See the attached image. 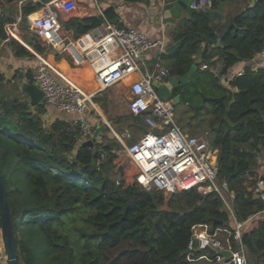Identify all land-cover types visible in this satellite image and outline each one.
<instances>
[{"label":"trees","instance_id":"obj_1","mask_svg":"<svg viewBox=\"0 0 264 264\" xmlns=\"http://www.w3.org/2000/svg\"><path fill=\"white\" fill-rule=\"evenodd\" d=\"M38 1L23 9L24 17L49 0ZM122 1L137 4L147 0ZM218 4L219 0H212L207 14ZM103 15L121 27L112 7ZM102 21L99 15L73 17L65 29L78 37ZM10 22L0 16L1 41L6 40L4 26ZM174 23L170 32L174 48L170 45L158 60L170 77L182 78L196 66L179 96L180 102L197 107V113L202 97L221 99V104L205 102L201 107L210 105L205 110L210 115L205 138L218 151V180L224 182V173L230 176L226 188L227 195L233 194L230 209L216 193L202 196L191 189L166 199L160 192H145L135 181L137 169L130 161L125 163V156L113 153L121 146L106 126L99 124L100 140L92 148H78L77 130L73 132L70 124L61 120L45 128L41 116L47 112L46 106L29 107L24 93L17 97L6 92L0 73V175L19 264H105V254L128 245L139 256L134 264H195L185 256L192 227L206 225L210 234L221 230L224 236L227 231L232 242L234 222L242 224L240 240L249 264H264V202L253 197L260 180L254 153L261 156L264 152V68L256 72L245 68L226 85L220 81L236 63L248 62L264 49V0H256L252 7L233 15L220 39L214 21L190 8ZM23 42L39 54L47 48L34 33ZM9 46L16 57L31 56L14 40H9ZM210 48L219 53L218 75L211 69ZM202 65L208 69L201 70ZM26 80L32 84L31 74ZM92 101L105 109L100 94ZM129 118L142 133L146 131L141 118ZM120 165L121 176L117 171ZM78 218L89 226L88 232L75 225ZM72 231L84 239L83 244L72 237ZM207 254L210 258L215 255L210 250Z\"/></svg>","mask_w":264,"mask_h":264},{"label":"built area","instance_id":"obj_2","mask_svg":"<svg viewBox=\"0 0 264 264\" xmlns=\"http://www.w3.org/2000/svg\"><path fill=\"white\" fill-rule=\"evenodd\" d=\"M102 23L93 30L78 37H69L63 32L58 12L72 14L76 9L74 0H49L41 9L25 20L33 33L58 55H66L72 67L87 68L92 73L95 89L88 92L69 79L58 69L50 65L36 53L39 66L32 74L34 84L43 94L49 107L75 118L68 121L72 131L77 130V147L93 137L94 130L89 118L94 113L93 96L111 89L120 82L135 76L128 95L124 99L126 109L135 118H141L146 131L132 144L126 146L124 140L131 138L129 132L117 133L109 129L119 142L122 150H114L118 157L125 156L137 169L135 181L145 192L157 191L168 199L171 195L194 189L200 195L216 193L230 209L229 199L233 194H226L225 182H218V151L205 137L186 136L173 120L174 106L172 99L158 96L153 83L161 85L169 77V72L159 63L163 54L165 34L161 25V37L151 40L145 34L131 28L117 27L104 18L98 0H92ZM212 0H191L189 8L193 11H205ZM31 16V17H30ZM18 23L4 26L6 40L21 44L18 37ZM153 51H157L151 59ZM264 56V49L258 54ZM206 65L201 70H207ZM241 76V74H238ZM93 118V117H92ZM99 164V162H97ZM264 202V191L260 186L254 189ZM232 245L230 233L222 242L217 234H210L206 225L192 227V236L186 248V260L189 263L204 261L207 264H249L247 253L241 244L240 229L242 224L234 222ZM214 252L210 258L208 251ZM215 250L228 251L231 258L224 262ZM200 252L198 257L195 254ZM0 264H6L5 252L0 249Z\"/></svg>","mask_w":264,"mask_h":264},{"label":"crops","instance_id":"obj_3","mask_svg":"<svg viewBox=\"0 0 264 264\" xmlns=\"http://www.w3.org/2000/svg\"><path fill=\"white\" fill-rule=\"evenodd\" d=\"M74 1L76 2V9L72 14L65 15L61 12H58L57 14L58 21L63 32L66 33L69 37H74L72 32H68L65 29V24L70 18L98 16V11L96 10L92 0ZM255 1L256 0H234L232 4H224L223 13L214 21L215 34L218 39H220L221 35L226 30L231 17L243 11L247 7H252ZM38 3V0H0V7L8 9V15L4 17L10 20V23L19 24L20 22H24V20H26L28 16H23V9L26 8V6H28L29 4L31 6H35ZM98 4L102 12L105 11L107 8L112 7L114 9L115 14L117 15L118 24L122 28L135 29L145 34L149 39L154 41L160 39V28L162 25L163 28H165L163 54L168 51L170 45L171 48H174L170 41V32L175 27L174 21H176L179 17H182V12L179 13L178 17H164L163 6L166 4L164 0H147L146 2L137 4H125L122 0H98ZM43 5L44 4H41V7ZM41 7L36 12L30 15L33 16V14L37 13L41 9ZM209 9L210 7L207 8L205 12L208 13ZM31 33L33 32L27 29H19L18 37L16 36V39L21 43L20 45L24 47L30 53L31 56L16 57L14 54V50L9 46V40H3L0 42V73L4 76L6 84L19 86V90L21 92L23 85L29 84L26 80L27 75L31 74L32 76L35 69L39 66L36 57L33 55V53L36 52H34L21 40L28 39ZM19 37H21V39ZM157 54V51H153L151 54V59L155 58ZM39 55H41L46 62L58 69L67 77H74L76 71L77 73L79 72V74H82L83 76L80 75V77H78L77 79L79 80V82H81L82 86L87 87L88 92H91L94 88L92 87L93 84L91 83V80H83V78L87 79V77H89V73L92 76V73L87 68L72 67L66 55H58L49 48H46L44 52ZM208 56L212 59V61H214V66L211 68L214 75H218L219 70L221 68L218 51L210 48ZM195 59L197 63H200L201 60L199 57H195ZM245 68H249L252 72H256L258 69L264 68V56L257 55L248 62L236 63L227 71L225 75L220 77L221 83L223 85H226L227 82L231 81L234 77L238 76V74H243ZM77 76L78 75H76L75 77ZM134 80L135 76L120 82L111 89H108L107 91H110V93L107 95V100L105 101V109H102L97 104H94L95 111L93 113V116L89 118L90 125L92 126L94 132L96 131V129H99V124L106 126L108 129L111 128L115 132L119 131H116L113 128L114 126L112 127V121L114 120L109 119L108 116H111L110 114H115L117 118H120L122 116L121 110L123 109L121 108V106L123 105V103L125 105L124 97L128 95L129 87ZM165 83L166 81L164 82V84ZM234 91L236 92V90ZM103 93L104 92L100 94V98L103 97ZM120 103L122 104L120 105ZM46 108L47 112L41 116L42 122H44V120L47 121L46 125L43 124L45 128H48L56 120L68 122L74 120L75 118L74 114L66 115L60 112L59 110L53 107H49L47 105ZM121 124L122 123H117L116 126L122 128L121 130L124 133L126 132V129L121 127ZM99 140L100 137L96 139V142H99ZM256 161L258 164V171L256 172V174L260 178L258 186H260L264 191V179H262L264 175V152L261 153V156H257L256 154Z\"/></svg>","mask_w":264,"mask_h":264},{"label":"water","instance_id":"obj_4","mask_svg":"<svg viewBox=\"0 0 264 264\" xmlns=\"http://www.w3.org/2000/svg\"><path fill=\"white\" fill-rule=\"evenodd\" d=\"M226 0H219L218 7L215 11L207 14L205 11H199L198 14L202 16L208 17L211 21H215L224 11V3ZM191 0H177L172 3H166L163 6V13L164 17H178L179 13L184 11L185 9L189 8ZM8 9L0 7V16H7ZM19 29H27L33 32V29L30 24L26 22H20L18 24ZM1 42V40H0ZM219 41H217V45ZM196 66L194 65L190 71V73L182 78L179 77H170L165 84L161 85L159 83L154 82L153 87L156 90L158 96L162 99H172L173 106H176L180 103V92L182 91L183 87L186 86L190 80L191 75L194 73ZM23 93L28 98V105L29 107H35L37 105L46 106L45 100L43 99L42 92L34 85V84H26L22 87ZM175 93L173 95L172 93ZM205 102H215L221 104L220 98H213V97H202L201 106L205 104ZM195 115L197 113V107H193ZM101 136L99 129L93 134V137L90 140L83 142L82 144L78 145V148H92L96 139ZM254 155H256L254 153ZM258 159V158H257ZM129 160L127 159L125 163H128ZM122 168L123 166L120 165L117 169L119 175H122ZM224 182L227 185L230 176L227 174H223ZM255 199H258L259 196L257 194H253ZM0 235L1 241L3 244L5 256H6V264H19L18 263V256L16 253L15 247V238L14 232L11 224L10 212L8 201L6 198V187L4 181L0 175ZM217 255L221 256L224 262H227L231 255L228 251L222 250H215Z\"/></svg>","mask_w":264,"mask_h":264},{"label":"rangeland","instance_id":"obj_5","mask_svg":"<svg viewBox=\"0 0 264 264\" xmlns=\"http://www.w3.org/2000/svg\"><path fill=\"white\" fill-rule=\"evenodd\" d=\"M19 38L21 39V37H19ZM21 40L23 41V39H21ZM76 75H78V76L75 77ZM80 75H82V74H79V72L77 73V71H76L74 77L69 76L68 78L88 91L87 87L82 86L81 82H79V80L77 79L78 77H80ZM84 79H85V81L91 80V83L93 84L92 87L96 88L94 83L92 82V76L90 73H89V77H87V79L83 78V80ZM94 88L92 89V91L94 90ZM5 91L8 93L12 92L11 94H13L17 97H20V95L23 93V91L21 92L19 90V86L10 85V84L5 85ZM104 93H103V97H101V99H102V102H104V104H105V101L107 100V95L110 93V91L106 90V91H104ZM125 98L126 97H124V99ZM201 101H202V99H201ZM94 104H96V103H94ZM121 104L122 103H120V105ZM97 105L100 107L99 104H97ZM199 106H200L201 110L199 111V113H196V115H195V112H194L192 106H190L184 102H180L179 104L174 106L173 120H174L175 124L181 129L182 133L185 134L186 136H193V137L204 136L205 137V132L208 129V125L210 122V115H208L205 110L207 108H210V105L207 104L206 108H202L201 103H200ZM121 108L123 110H121L122 116L120 118H122V117L126 118V120H124V122L121 124V127L125 128L126 131L129 132L131 135V138L124 140V144L126 146H128V145L132 144L133 142H135L140 137V135L142 134V131L137 128V126L135 124L136 121L133 118H129L130 115H129L124 103L121 106ZM110 115L111 116H108V118L114 120V121H112V127L114 126L113 128L116 131H118V130L121 131V132L118 131L119 133H123V131L121 130L122 128H119L118 126H116L117 123H119L118 120L120 118L119 117L117 118V116H115V114H110ZM43 124L46 125L47 121L44 120ZM119 150H122V147ZM218 182L222 183L219 180H218ZM224 199H226V201L229 202V198L225 195H224ZM75 225L81 227L86 232H88L90 230L89 226L84 221H82L81 218H78V221L75 222ZM217 236L222 242H225L228 239V237L224 236L222 233H218ZM72 237L75 240H78V243H80V244L84 243V239L81 236L80 237L77 236V234L74 231H72ZM0 249H2L4 251L3 244L1 241V235H0ZM134 249L135 248H133L132 245H128V246L120 247L117 250H114L112 252L105 254V256H104L105 264H134V263H137L139 260V256H138L137 252L135 251L136 249L135 250ZM196 263H198V262H196ZM204 263H206V262H204Z\"/></svg>","mask_w":264,"mask_h":264},{"label":"flooded vegetation","instance_id":"obj_6","mask_svg":"<svg viewBox=\"0 0 264 264\" xmlns=\"http://www.w3.org/2000/svg\"><path fill=\"white\" fill-rule=\"evenodd\" d=\"M169 78H170V76L167 78V80H168ZM167 80H166V81H167ZM172 94H173V95H175V93H174V92H173Z\"/></svg>","mask_w":264,"mask_h":264},{"label":"bare ground","instance_id":"obj_7","mask_svg":"<svg viewBox=\"0 0 264 264\" xmlns=\"http://www.w3.org/2000/svg\"><path fill=\"white\" fill-rule=\"evenodd\" d=\"M32 18H34V16Z\"/></svg>","mask_w":264,"mask_h":264}]
</instances>
